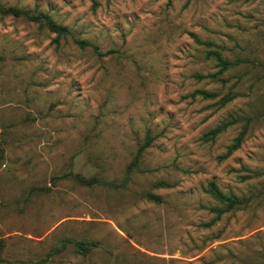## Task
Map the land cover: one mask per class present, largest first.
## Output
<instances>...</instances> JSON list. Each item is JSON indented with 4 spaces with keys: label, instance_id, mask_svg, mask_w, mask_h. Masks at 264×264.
<instances>
[{
    "label": "rangeland",
    "instance_id": "rangeland-1",
    "mask_svg": "<svg viewBox=\"0 0 264 264\" xmlns=\"http://www.w3.org/2000/svg\"><path fill=\"white\" fill-rule=\"evenodd\" d=\"M0 5V264H264V0Z\"/></svg>",
    "mask_w": 264,
    "mask_h": 264
},
{
    "label": "trees",
    "instance_id": "trees-1",
    "mask_svg": "<svg viewBox=\"0 0 264 264\" xmlns=\"http://www.w3.org/2000/svg\"><path fill=\"white\" fill-rule=\"evenodd\" d=\"M0 13L3 15H10L13 17H25L30 22L44 24L51 32L56 33L58 35L68 34L67 28L56 24L54 21H52L49 18V16H47L45 14H41V13L30 14L28 12H25V11H22V10H19L16 8H3L1 5H0ZM75 43L82 48L92 47L90 44H88L84 41H75ZM92 49L94 51H97L96 47H92ZM212 55H215V57L218 58L217 54L212 53ZM218 60L222 65H225V66L228 65L227 63L221 61L220 59H218ZM201 94H203L204 96H207L204 93H201ZM237 148H238V145L232 147L230 149V151H234ZM207 192L211 193V195H213L217 200H219L223 203H226L227 207H229V208H232L235 205H238L241 203V201H239L236 198H230V197H227V196L223 195L222 193H220L214 184L209 185V189H207ZM146 199L150 202H153V203L159 202V198H157L151 194H147ZM75 243L77 245V250L81 253H87L95 246L94 243H88V242H75Z\"/></svg>",
    "mask_w": 264,
    "mask_h": 264
}]
</instances>
